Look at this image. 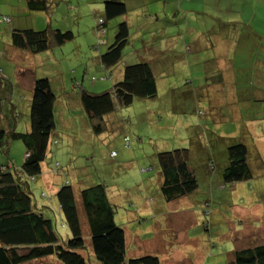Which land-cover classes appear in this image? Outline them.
<instances>
[{
	"label": "rangeland",
	"instance_id": "374dc122",
	"mask_svg": "<svg viewBox=\"0 0 264 264\" xmlns=\"http://www.w3.org/2000/svg\"><path fill=\"white\" fill-rule=\"evenodd\" d=\"M52 2L48 12L26 10V14L21 15L19 0H0V17L6 16L11 20L0 22V81L4 76L13 90V75L18 72L16 68L24 66L30 67L37 78L59 77L68 84V91L55 93V127L41 164V174L34 180L28 179L33 203L55 222L57 232L63 237L69 234L56 211L54 198V190L66 180L77 195L85 240V250L81 254L87 259L86 264L98 263L91 251L79 190L99 183L106 186L107 195L115 205L114 220L124 230L127 259L155 255L161 264H232L235 249L264 244V101H256L261 109L252 116L251 125L255 131L251 128L249 132L245 131L250 121L246 110H243L246 119L241 120L239 130L231 120L219 122L226 108L223 106L212 112L209 111L210 104L216 102L217 95L226 94L232 85L235 88L234 83L229 81L217 85L203 79L206 69L197 65L195 60L203 57L204 51L197 52L194 48L185 49L187 51L182 53L168 51L158 56L161 60L156 62L154 69L157 95L154 98H134L127 107L116 106L103 116L104 130L96 134L92 130L96 121L90 120L82 108L79 88L74 89L75 83L72 87L71 82L81 83L83 88L94 93L109 89L117 82L116 72L111 78L99 80L93 68L92 61L98 53L94 46L100 37L95 21L102 15L93 11L91 5L94 3H89V0ZM208 9L207 15L201 17L207 24L213 23L216 31L235 30L243 35L245 27L242 23H247L252 24L254 30L264 32V0H250L249 3L220 0L218 6L211 4ZM117 20L108 21L102 39L106 40L107 35L115 31ZM24 21L36 30L48 25L69 29L74 37L63 45L52 46L56 49L57 60L49 64L42 63L40 56L31 52H25L27 56L24 58L18 57L12 54L11 48L6 49V45H10L12 29L27 27ZM143 26L144 31L151 29L147 21ZM194 26L195 19L188 28ZM131 30L134 32L135 28ZM145 38L153 42L152 36ZM150 46L155 48L153 43ZM13 49L23 53L15 47ZM128 49H131L130 43L123 55ZM154 53L141 47V54L149 59ZM234 55L230 53L231 59ZM248 55V52L236 53L237 59L241 60H250ZM60 65L63 74L60 69L55 73ZM235 72L237 77L243 78L239 70L235 69ZM61 79L58 85L62 83ZM103 81L106 85L95 89L94 85ZM241 83L239 81V86H247ZM0 89L1 114L11 117L13 106L16 109L14 129L17 132L29 131L31 95L16 86L11 95L10 92L6 94L3 83ZM196 92L203 93V96L200 99L193 97ZM126 136L130 141L129 147L124 145ZM244 141L250 147L248 160L252 177L225 184L222 171L227 165L226 148ZM175 148L190 150L189 164L196 177L197 188L166 202L160 191L162 178L157 153ZM24 156L23 143L9 139L5 152L0 149V165L12 163L17 168ZM209 160H212L213 167L208 164ZM55 162L59 165L58 172L52 173ZM50 257L26 264H62L54 256Z\"/></svg>",
	"mask_w": 264,
	"mask_h": 264
},
{
	"label": "trees",
	"instance_id": "16d2710c",
	"mask_svg": "<svg viewBox=\"0 0 264 264\" xmlns=\"http://www.w3.org/2000/svg\"><path fill=\"white\" fill-rule=\"evenodd\" d=\"M23 1L27 10L30 11L48 12L53 6L52 0ZM125 12L126 8L122 1H104L103 16L95 21L100 37L94 47L105 44L106 41L102 39V36L106 33L108 21ZM2 19L4 17H0V22L5 21ZM115 27L110 44L99 55L101 64L106 68H111L121 61L123 51L129 42L127 22L118 21ZM73 37L71 30L53 28L50 25L40 30L16 28L10 32L12 46L31 53L43 52L52 46L62 45ZM244 38V34L241 35V39ZM252 55L253 59L257 60H261L263 56L257 50ZM210 70L214 69L209 68V73ZM241 74L243 78L247 77V74ZM212 78L214 84L221 80L215 75ZM1 79L3 81H0V84L3 83L6 94L10 92L11 95L12 84L5 81L7 79L4 76ZM58 81L59 77L57 79L43 77L34 80L29 106V131L17 132L14 129L16 109L13 106V112L9 118L0 112V149L5 152L9 139L20 140L25 147V156L19 167L14 168L12 163L5 166L0 165V264H26L50 256H54L62 264H86L87 259L81 254L85 250L81 213L79 215L77 195L73 186L65 180L54 193L56 211L63 220L62 225L69 230V234L63 237L57 232L55 222L41 207L33 203L28 184V179L34 180L41 174V164L45 159L50 135L55 127L54 87ZM241 82L247 86H238V92L244 95L246 100L255 104L253 97L248 94L252 95L255 89L260 88V85L252 77L250 80L244 79ZM74 83L73 88H79L82 108L90 120L96 121L92 126L96 134L104 130L103 116L114 110L116 106L127 107L134 98H154L157 95L151 65L144 60L125 64L121 78L111 88L102 92L94 93L83 88L81 83ZM258 100L264 101V99ZM255 114L258 113L255 112ZM243 118L246 119L244 114ZM243 133L245 134L244 131ZM124 145L129 147L130 141L126 143L124 138ZM249 149L245 141L244 143L237 142L226 148L227 165L222 171V180L225 184L244 181L252 177L248 160ZM157 162L162 178L160 191L166 202L176 200L196 190L197 180L189 164L190 150L188 148L160 151L157 153ZM208 164L211 167L214 166L212 160H209ZM58 168L59 165L55 162L54 171L58 172ZM42 196L46 198L44 193ZM79 198L82 214L89 229L91 251L98 264H161L159 257L155 255L125 258V233L115 223L116 208L110 201L104 184L99 183L80 189ZM42 207L49 209L44 205ZM232 254V264H264V244L235 249Z\"/></svg>",
	"mask_w": 264,
	"mask_h": 264
},
{
	"label": "crops",
	"instance_id": "0c3cea01",
	"mask_svg": "<svg viewBox=\"0 0 264 264\" xmlns=\"http://www.w3.org/2000/svg\"><path fill=\"white\" fill-rule=\"evenodd\" d=\"M20 14H26L27 8L25 7L24 1H21ZM87 1V0H84ZM94 3L90 4L94 12H98L99 15L103 16V3L106 0H89ZM122 1L125 5L126 12L121 15L115 17H119L120 19L117 21H126L129 26V42L130 50L128 49L124 52V55L120 62H118L115 66L109 68L104 67L99 59V55L107 48L110 44L114 31H111L109 35H107V39L105 40V44H101L99 47H94L98 51L93 59V68L95 73L99 75V80H105L107 78H111L113 73L116 75V80L118 81L122 76V68L125 64L130 62H135L139 60H144L149 62L151 65L153 74L155 76L156 62H159L161 59L158 58L160 54L168 51H176L177 53H182L183 51L190 50L194 48L195 51H204L206 54L203 57H197L198 60H195L197 65H200L204 69H206L204 73L203 79L205 81H212L215 76H219L221 79L218 81L217 85L225 84L226 82H233L231 88L228 89L226 94H219L216 97V102L210 104L209 111H215L220 107L226 108V113L220 115L221 119L219 122L231 120L232 123H235V127L237 130L240 129V122L243 120V114L245 115L246 110L249 118V124L247 123L246 132L250 131V128L255 131L253 125V114L257 111V109H261V105L257 104L256 101H260L258 99H264V32H258L254 30L255 28L252 24L242 23V26L245 27L244 39H241V34L239 31H231L228 32L226 30L219 29L216 31L213 23L211 25L207 24L205 20L201 17V15L206 16L209 5L218 6L220 0H119ZM247 1L249 3L250 0H243V2ZM23 4V5H22ZM218 9V8H216ZM6 17V16H5ZM101 17V16H99ZM8 18V17H7ZM215 18V17H213ZM114 19V18H113ZM196 20V26L188 28L190 26V22L192 20ZM217 19V18H216ZM262 19V17H261ZM219 22V18L217 19ZM10 18L6 21L10 22ZM150 24L151 29L148 31H144V23ZM25 22V21H24ZM20 23V22H16ZM26 23V22H25ZM222 24V23H221ZM218 25V24H217ZM31 28L29 23L24 24ZM26 27V28H27ZM134 27L135 30L132 32L131 28ZM106 34V33H105ZM145 36H152L153 42L146 40ZM98 39V38H97ZM151 43H153L154 47H151ZM63 45V44H62ZM103 45V46H102ZM159 47L157 48V46ZM10 46V47H9ZM55 47V46H54ZM52 47L49 50L35 53L40 56V60L42 63L54 62L57 60L56 58V49ZM141 47L146 48L149 52H155L153 58L149 59L143 54H141ZM11 48L10 51L13 55H17L18 57H26L25 50H22L23 53H19L10 45H6V49ZM17 49V48H16ZM187 49V50H185ZM20 50V49H18ZM259 51L262 53L261 60L253 59L252 52ZM21 51V50H20ZM233 52L235 55L231 59L230 53ZM248 52L247 56L250 60H241L237 59L236 53ZM130 54L129 57H126L127 54ZM45 54V55H40ZM19 67V68H18ZM13 75V90L14 86L19 89H23L28 95H31L32 85L34 80L37 78L33 73V70L30 67L18 66ZM211 72L209 73L208 70ZM60 69V73L62 72V66L60 68H56L55 73ZM235 69L239 70L240 73L247 74L245 78H239L236 75ZM0 68V72H1ZM46 71V70H45ZM48 72V71H47ZM55 75V74H53ZM249 75V76H248ZM251 75V76H250ZM260 85V88L255 89L252 95V99L255 101L252 104L250 100H246L244 95H241L238 92L239 81L241 80H250V78ZM94 78V76L92 77ZM61 79V78H59ZM62 80V79H61ZM58 85L55 84L54 91L55 93L68 91L69 87L67 82H63ZM156 81V80H155ZM74 82H71V86L73 87ZM106 85L105 81L101 82L100 85H94L95 89H100ZM99 87V88H98ZM194 91V90H193ZM196 94L193 97L200 99L202 94ZM248 98L250 99V97ZM210 98V95L208 96ZM222 97V99L220 98ZM251 99V100H252ZM241 101H243L241 103ZM262 102V101H261ZM221 113V112H220ZM234 125V124H233ZM234 131V130H233ZM231 131V132H233ZM248 134V133H247ZM13 160L16 162L17 159L13 157ZM52 173H55L52 170ZM55 177V175H54ZM56 190H54L55 192Z\"/></svg>",
	"mask_w": 264,
	"mask_h": 264
},
{
	"label": "built area",
	"instance_id": "2783aa9c",
	"mask_svg": "<svg viewBox=\"0 0 264 264\" xmlns=\"http://www.w3.org/2000/svg\"><path fill=\"white\" fill-rule=\"evenodd\" d=\"M2 20H5V21H7L8 20V18L7 17H4V19H2ZM100 22H102V20H100ZM129 140H128V138L127 137H125V142L127 143ZM114 153L112 152L111 153V155H113Z\"/></svg>",
	"mask_w": 264,
	"mask_h": 264
}]
</instances>
